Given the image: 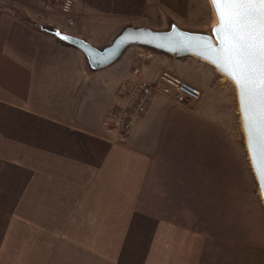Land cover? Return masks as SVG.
<instances>
[{
	"label": "crops",
	"instance_id": "0c3cea01",
	"mask_svg": "<svg viewBox=\"0 0 264 264\" xmlns=\"http://www.w3.org/2000/svg\"><path fill=\"white\" fill-rule=\"evenodd\" d=\"M37 1L0 0V264H264V238L261 246L237 242L156 210L186 207L187 192L202 186L212 191L210 183L187 184L195 176L180 165L208 91L182 67L199 63L162 53L152 71L137 46L88 74L78 48L5 8L31 15ZM187 1L74 0L72 24L47 22L104 45L128 23H157L158 7L187 17ZM202 68L210 82L225 78L207 63ZM164 69L199 87L200 100L179 105L155 91L120 138L112 121L126 85L157 83Z\"/></svg>",
	"mask_w": 264,
	"mask_h": 264
},
{
	"label": "rangeland",
	"instance_id": "374dc122",
	"mask_svg": "<svg viewBox=\"0 0 264 264\" xmlns=\"http://www.w3.org/2000/svg\"><path fill=\"white\" fill-rule=\"evenodd\" d=\"M60 1L38 0L36 4L40 9H31L30 13L42 23H49L47 20L52 18H65L67 23L72 24L73 10L64 12ZM187 2V17L172 14L168 7L159 8L164 18L159 14L153 18L160 23L157 27L165 26L166 14H170L183 26L208 28L214 19L209 1ZM134 47L137 46L127 48L119 59H125ZM162 53L153 49L155 57L146 62L151 63L149 67L152 71L159 68L154 64L160 60ZM185 57H192L199 63V66H194L193 61L185 62L182 69L188 74L186 79L193 81L189 76L199 75L208 91L199 99L206 100L203 109L195 112L196 120L201 123L193 137L195 143L184 147L185 161H180V165H184L185 170L195 176L191 183V176L187 175V184L199 187L198 184L210 183L212 191L209 190L210 186L207 189L202 186L201 192H187L186 207L156 210H163L167 216L187 226L200 227L219 236H232L237 242L250 240V243L261 246L264 238V206L248 157L236 88L226 78L219 81V76L215 77V83L210 82V75L202 68L206 62L194 56Z\"/></svg>",
	"mask_w": 264,
	"mask_h": 264
},
{
	"label": "water",
	"instance_id": "95a60500",
	"mask_svg": "<svg viewBox=\"0 0 264 264\" xmlns=\"http://www.w3.org/2000/svg\"><path fill=\"white\" fill-rule=\"evenodd\" d=\"M208 1L214 13V19L208 28L183 26L170 14H166L165 26L154 27L151 25L128 23L114 35L109 43L104 45H96L86 36L67 32L53 23L39 22L29 15L25 9L20 7L7 5L5 8L33 28L78 48L83 54L84 65L88 74H94L114 63L127 48L133 45L153 48L176 58L194 56L213 66L221 76L232 82L236 88L248 157L264 206V177L260 175L259 168L257 167V153L253 150L252 139L249 136V121L245 111L244 100L236 81L224 67H221L218 61V54L212 53L208 47L209 41H211L216 49L222 47L220 35L213 31L219 26L220 18L212 0Z\"/></svg>",
	"mask_w": 264,
	"mask_h": 264
},
{
	"label": "snow or ice",
	"instance_id": "6c2138e0",
	"mask_svg": "<svg viewBox=\"0 0 264 264\" xmlns=\"http://www.w3.org/2000/svg\"><path fill=\"white\" fill-rule=\"evenodd\" d=\"M222 47L212 53L236 81L249 121V136L264 177V0H212Z\"/></svg>",
	"mask_w": 264,
	"mask_h": 264
},
{
	"label": "built area",
	"instance_id": "2783aa9c",
	"mask_svg": "<svg viewBox=\"0 0 264 264\" xmlns=\"http://www.w3.org/2000/svg\"><path fill=\"white\" fill-rule=\"evenodd\" d=\"M73 4V0L60 1V7L66 13L73 10ZM152 58L153 50L144 48L141 60L145 62ZM136 71L140 73L142 67L137 66ZM155 91L170 96L179 105L193 104L202 95L200 88L167 69L160 72L157 83L143 78L134 80L125 87L124 101L116 109L112 121L113 128L120 138L130 135L135 121L146 112Z\"/></svg>",
	"mask_w": 264,
	"mask_h": 264
},
{
	"label": "trees",
	"instance_id": "16d2710c",
	"mask_svg": "<svg viewBox=\"0 0 264 264\" xmlns=\"http://www.w3.org/2000/svg\"><path fill=\"white\" fill-rule=\"evenodd\" d=\"M159 8H161V10H162V9H164L165 7H163V6L158 7V8H156V11H155L156 14H160V16L164 18V14H163L162 11L159 10ZM167 11H168V10H167ZM164 12H165V11H164ZM168 12H169V11H168ZM148 24H151V25H154V26H159V25H160V23H154V22H150V21H149Z\"/></svg>",
	"mask_w": 264,
	"mask_h": 264
}]
</instances>
